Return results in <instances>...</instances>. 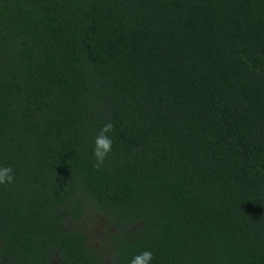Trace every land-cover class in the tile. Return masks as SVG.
Instances as JSON below:
<instances>
[{"label":"trees","instance_id":"obj_1","mask_svg":"<svg viewBox=\"0 0 264 264\" xmlns=\"http://www.w3.org/2000/svg\"><path fill=\"white\" fill-rule=\"evenodd\" d=\"M3 167L0 264H264V0H0Z\"/></svg>","mask_w":264,"mask_h":264},{"label":"clouds","instance_id":"obj_2","mask_svg":"<svg viewBox=\"0 0 264 264\" xmlns=\"http://www.w3.org/2000/svg\"><path fill=\"white\" fill-rule=\"evenodd\" d=\"M113 130V125L111 123H106L100 130V134L94 141V149L93 156L95 158L94 167L99 168L107 154L112 149V139L109 138L106 134ZM12 169L9 167L0 168V184L11 183L13 177L11 175ZM152 253L151 251H144L138 255H136L131 261L130 264H150L152 261Z\"/></svg>","mask_w":264,"mask_h":264},{"label":"rangeland","instance_id":"obj_3","mask_svg":"<svg viewBox=\"0 0 264 264\" xmlns=\"http://www.w3.org/2000/svg\"><path fill=\"white\" fill-rule=\"evenodd\" d=\"M105 226V221L102 219V217H99L97 221H90L89 223H79V221H76L73 223L72 227L77 230H82L83 232H87L91 235L92 239L94 240V244L97 243V239L100 237V235L104 234L105 231H103V228Z\"/></svg>","mask_w":264,"mask_h":264}]
</instances>
